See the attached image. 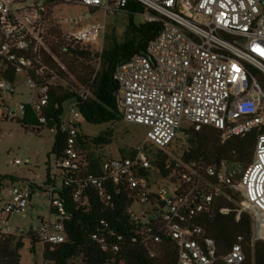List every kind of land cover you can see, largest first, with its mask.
Listing matches in <instances>:
<instances>
[{
	"label": "built area",
	"instance_id": "obj_1",
	"mask_svg": "<svg viewBox=\"0 0 264 264\" xmlns=\"http://www.w3.org/2000/svg\"><path fill=\"white\" fill-rule=\"evenodd\" d=\"M128 1L0 0V120H17V113L23 116L25 105L37 117L44 111L49 86L63 83L44 60L48 55L57 63L50 51L52 44L77 46L91 52V46L98 45L101 39L98 51L102 50L105 26H82L79 23L84 17H78L61 21L77 26L63 33L61 22L53 15L57 5H79L101 10L106 16L123 13ZM132 1L157 15L145 13L147 21L162 23L147 44L146 53L119 63L113 73L121 120L146 127V139L129 154L103 157L97 176L85 174L89 150H84L78 141L81 116L77 102L67 103L59 127L66 137L65 145L61 158L54 160L53 169L48 168L49 178L57 182L74 176L82 185L93 186L106 201L110 199L107 185L122 188L130 201L126 214L134 228L133 242L143 247L150 258L158 256L163 241L168 240L174 246L175 264H216V243L207 237L198 218L212 213L221 189L237 195L236 220L240 213L250 216L251 245L264 242V133L257 136L252 161L238 179L236 168L222 162L203 170L211 182L201 177L194 163L181 160L174 142L188 129L214 128L224 143L264 126V90L254 78L248 79L245 68L248 64L264 74V58L252 50L254 44L264 41V0ZM19 80L29 90L27 102L13 98ZM78 94L82 99L88 95L83 88ZM39 121L44 122L42 118ZM157 155L167 157L166 169L173 166L166 178L152 164ZM8 165L18 166L21 162L15 159ZM152 172L174 186L169 196L153 184ZM1 184L0 178V187ZM30 184L25 181L9 189V200L0 208V236L23 234L22 229L9 226V219L27 209ZM42 188L49 207L60 211L56 184ZM80 193L74 191V201L80 200ZM230 211L222 207L218 213L225 216ZM32 232L42 248L65 240L63 219L58 216L53 222L40 221ZM92 239L103 250L109 247L118 251L103 236L94 234ZM239 242L240 238L222 256L224 264H247ZM249 264H254L253 260Z\"/></svg>",
	"mask_w": 264,
	"mask_h": 264
},
{
	"label": "trees",
	"instance_id": "obj_2",
	"mask_svg": "<svg viewBox=\"0 0 264 264\" xmlns=\"http://www.w3.org/2000/svg\"><path fill=\"white\" fill-rule=\"evenodd\" d=\"M126 15V27L118 40L113 35L106 37V44L98 56L88 50L79 49L71 45H54L50 47L52 55L57 60L54 62L48 55L44 60L52 71L63 83L49 86L48 103L37 117L29 105L24 106L21 119L16 120L27 127L38 128L45 126L54 129L53 144L50 155L54 159L61 158L65 145V135L59 132L61 117L64 107L72 101L77 102L81 122L89 125L114 124L120 122L121 117L116 106L117 83L113 79L115 67L135 55L145 54L147 44L153 39L161 28V21H147L135 24L134 17L147 13L152 17L157 15L129 0L123 9ZM99 61L97 69L92 66L93 60ZM59 64V65H58ZM248 79L254 78L259 87L264 90V74L251 65H245ZM71 76V80L68 76ZM86 89L88 95L82 99L78 92ZM42 118L43 123L39 121ZM78 141L84 150H89L88 163L84 167L85 174L97 176L100 173L99 165L102 156L92 150L111 143L112 132L105 130L95 137H88L80 131ZM35 131V130H32ZM264 133V126L254 129L243 136L233 137L224 143L220 142V133L211 127H202L199 131L188 129L182 131L184 145L178 148L181 160L186 164L194 163L203 179L208 182L204 169L208 166L219 165L225 162L237 170V177L252 161L257 136ZM120 156L129 154L123 149L118 151ZM167 157L157 155L152 164L159 175L168 177L173 166L165 168ZM194 169V168H193ZM195 170V169H194ZM6 179V176H0ZM10 181H15L10 178ZM173 181V180H171ZM57 184L56 195L62 205L60 211L49 207V214L61 217L64 224L65 240L63 243L42 248V260L53 264H175L174 246L164 240L162 250L158 256L150 258L146 250L133 242L134 228L126 214L129 199L120 187L107 185L106 192L110 196L108 201L101 198L98 191L90 184L82 185L74 176L66 181L59 179L57 182L49 178L48 168L45 171L43 187ZM31 197L37 191L44 192L34 184H30ZM80 190V200H73V193ZM237 195L228 189H221V194L214 200L212 213H207L198 218L207 237L213 239L217 246L218 262L224 264L222 256L232 245L238 242L242 246L247 264L253 260L254 264L262 263L264 242L256 241L251 245L252 228L250 216L240 213L236 220ZM227 207L231 211L228 215H221L218 210ZM103 236L108 245H116L118 251L113 252L108 247L103 250L92 235ZM29 240L30 252L38 243L32 230L26 233ZM119 238V239H117ZM23 247V234L18 236H0V264H20L19 251Z\"/></svg>",
	"mask_w": 264,
	"mask_h": 264
},
{
	"label": "rangeland",
	"instance_id": "obj_3",
	"mask_svg": "<svg viewBox=\"0 0 264 264\" xmlns=\"http://www.w3.org/2000/svg\"><path fill=\"white\" fill-rule=\"evenodd\" d=\"M88 13H90V15L85 17ZM53 15L58 22L84 17L79 25H104L106 33L102 48L106 44V37L108 35L111 34L118 40L120 39L127 22L126 15L122 12L105 16L104 12L101 10H89L86 7L71 4L57 5L53 10ZM145 20V14L134 17L135 24L142 23ZM75 27L77 28V26L73 24L60 23V28L63 33L73 31ZM98 43V45L91 46L92 51L90 52L97 56L100 54L98 50L101 48V39H98ZM252 50L264 58V41L254 44ZM98 64V58L93 60L92 66L94 69H97ZM67 76L68 79L72 81L71 76ZM17 83H19V86H17L15 90L14 100L27 102L30 94L29 90L20 85V80ZM18 119H21L19 113H17V120ZM38 129V132H36V128L34 127H27L26 130H24L16 119L0 120V176L7 177L6 179H2L0 187V208L4 202L9 200L8 191L12 185H22L27 181L42 188L46 169H53L54 167L55 159L50 155L54 130L48 129L45 126ZM105 130H111L112 132L111 143L107 146H101L98 149L92 147L91 151L104 158H117L120 157L118 153L120 149L129 152L134 146L141 144L146 139V132L148 129L142 125L124 121L103 125H89L80 121V131L85 136L95 137ZM183 145L182 135L180 134L176 142H174V146L178 149ZM15 159H18L21 165H8L9 161ZM10 178L15 181L11 182ZM151 180L153 184L157 186V189L165 192L166 197L173 192L174 186H172L169 181L159 179L153 172L151 173ZM152 190H155V188H152ZM134 209L137 210V208ZM55 219L56 217L54 215L49 214L48 197L41 191H37L33 194L24 212L14 214L10 217L9 226L12 229H22L23 232V247L19 251L20 264H43L42 246L36 244L34 246V252H30L29 240L26 233L36 229L40 221L53 222Z\"/></svg>",
	"mask_w": 264,
	"mask_h": 264
}]
</instances>
